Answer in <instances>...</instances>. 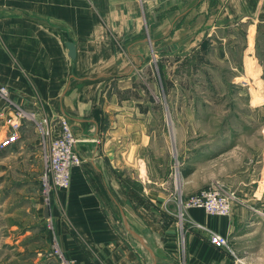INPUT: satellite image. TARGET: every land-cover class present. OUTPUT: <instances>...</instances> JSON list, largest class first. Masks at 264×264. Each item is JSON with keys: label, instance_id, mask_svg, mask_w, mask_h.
Masks as SVG:
<instances>
[{"label": "crops", "instance_id": "0c3cea01", "mask_svg": "<svg viewBox=\"0 0 264 264\" xmlns=\"http://www.w3.org/2000/svg\"><path fill=\"white\" fill-rule=\"evenodd\" d=\"M216 2L207 11L208 0H0V86L37 119L65 117L84 158L57 198L66 215L57 237L72 264H177L181 250L183 264H232L208 242V231L189 224L178 234V203L171 208L161 195L162 178L148 158L154 126H146L134 87L146 50L176 45L170 34L181 20L183 31L199 13L209 16L206 32L211 21L234 31L264 28V0ZM186 221L231 237L238 255L248 252L240 255L245 263L264 264L251 258L257 245L241 233L240 220L190 208Z\"/></svg>", "mask_w": 264, "mask_h": 264}, {"label": "rangeland", "instance_id": "374dc122", "mask_svg": "<svg viewBox=\"0 0 264 264\" xmlns=\"http://www.w3.org/2000/svg\"><path fill=\"white\" fill-rule=\"evenodd\" d=\"M207 4V11H212L217 2L208 0ZM205 18L195 15L187 31H183V21L178 22L175 30L179 31L170 34L177 39L176 45L162 43L151 54L146 50L134 87L142 92L138 100L146 106V126H154L156 140L148 158L155 176L162 178L165 190L161 195L171 208L215 186L230 194L227 214L197 209L209 216L240 220L241 233L257 245L251 258L260 261L264 257V28L249 31L242 25L234 31L232 27L220 29L211 21L206 32ZM6 91V100L0 97V102H11L24 118L15 141L0 146V264H72L57 237L58 226L62 227L59 221L66 218L57 198L66 188L48 195L41 188L47 142L40 118ZM2 120L0 116V140L12 135L10 129L4 130ZM143 170L141 166L139 172ZM188 209L175 208L172 219L178 234L183 236L191 224L209 235L212 231L186 221ZM113 218L122 230L117 210ZM67 228L76 235L71 226ZM232 249L241 259L240 255L249 257L247 251L238 255ZM181 251L174 263L183 264ZM246 260L249 264L250 259Z\"/></svg>", "mask_w": 264, "mask_h": 264}, {"label": "built area", "instance_id": "2783aa9c", "mask_svg": "<svg viewBox=\"0 0 264 264\" xmlns=\"http://www.w3.org/2000/svg\"><path fill=\"white\" fill-rule=\"evenodd\" d=\"M6 92V88L0 86L1 99H5ZM15 108L11 102L6 104L3 102L0 107L3 128L5 131L9 129L12 131V135L9 134L0 140V146L8 142L12 143L17 138V131L24 116L20 110L17 111ZM40 128L41 134L47 142L42 157L43 169L40 182L43 194L48 195L54 189L69 186L71 170L81 165L82 157L77 151L78 139L65 117H42ZM231 201L230 194L215 186L198 191L196 194L189 196L185 202L179 200L178 208L181 211L189 207L201 208L209 214L221 215L230 211ZM208 242L216 248L225 250L232 256L235 260L233 264H246L243 259L236 256L226 237L210 232Z\"/></svg>", "mask_w": 264, "mask_h": 264}, {"label": "water", "instance_id": "95a60500", "mask_svg": "<svg viewBox=\"0 0 264 264\" xmlns=\"http://www.w3.org/2000/svg\"><path fill=\"white\" fill-rule=\"evenodd\" d=\"M66 46H67V49H68V57L73 59L74 56H75L74 45L72 43H67ZM71 129H72V127H71Z\"/></svg>", "mask_w": 264, "mask_h": 264}]
</instances>
